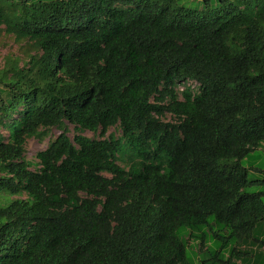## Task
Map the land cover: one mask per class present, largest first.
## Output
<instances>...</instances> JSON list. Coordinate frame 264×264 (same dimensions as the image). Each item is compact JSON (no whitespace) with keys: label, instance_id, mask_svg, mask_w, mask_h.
Instances as JSON below:
<instances>
[{"label":"trees","instance_id":"obj_1","mask_svg":"<svg viewBox=\"0 0 264 264\" xmlns=\"http://www.w3.org/2000/svg\"><path fill=\"white\" fill-rule=\"evenodd\" d=\"M216 2L0 0V264H264V0Z\"/></svg>","mask_w":264,"mask_h":264},{"label":"rangeland","instance_id":"obj_2","mask_svg":"<svg viewBox=\"0 0 264 264\" xmlns=\"http://www.w3.org/2000/svg\"><path fill=\"white\" fill-rule=\"evenodd\" d=\"M231 3H237L240 0H229ZM204 0H175V4L178 6H183L191 9H204ZM220 5L213 0V3L209 7V10H219ZM4 27L0 26V71L4 68L5 62L9 61H19L21 64L22 62L26 61L30 52V47L27 45L25 41H18L15 39L14 36L6 34L4 31ZM186 88H190L194 93H196L199 89V84L195 81H183L177 84L176 90L179 94ZM166 121H173L174 119L169 115L165 118ZM2 133H6L5 130H1ZM61 130L57 128H53L47 133L39 135L37 137H32L27 139L26 141V152L25 158L28 161L33 163H37V154L41 151L47 149L49 144L61 134ZM78 134L75 130L74 126L68 125V136L73 139L74 136ZM114 135L115 137H120L122 132L120 128L113 127L109 130V132L105 135V137L109 135ZM83 135L88 138H99L101 137L99 133L94 134L90 131L83 132ZM124 161H128V157H124ZM125 165V162L121 163ZM243 164L247 168H251V172L249 173V177L251 179H261L264 177V144L259 149L254 150L251 155L243 161ZM258 169V171L252 169ZM33 170L36 169L35 167L32 168ZM262 170V171H260ZM264 200V199H263ZM188 246L189 250L192 255H198L200 252L206 251L207 247L210 246V242H206L205 246H201V243L195 239H189Z\"/></svg>","mask_w":264,"mask_h":264}]
</instances>
